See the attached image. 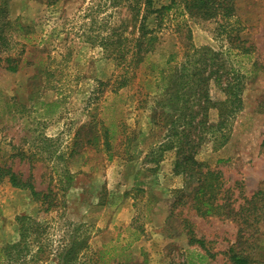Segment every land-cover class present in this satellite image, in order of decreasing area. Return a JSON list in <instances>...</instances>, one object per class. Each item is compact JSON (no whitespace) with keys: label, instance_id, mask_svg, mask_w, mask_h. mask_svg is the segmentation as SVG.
Returning a JSON list of instances; mask_svg holds the SVG:
<instances>
[{"label":"rangeland","instance_id":"1","mask_svg":"<svg viewBox=\"0 0 264 264\" xmlns=\"http://www.w3.org/2000/svg\"><path fill=\"white\" fill-rule=\"evenodd\" d=\"M7 1L9 17L24 25H34L42 16L39 23L48 40L42 45L47 55L29 46L22 49L24 38L9 29L14 47L0 58L21 54L36 61L44 56L45 64L25 63L12 72L0 61V165L23 177L32 175L38 190L54 189L62 202L42 213L29 190L0 179V245L19 239L22 217L40 214L41 221L51 224L46 240L52 254L69 233L68 225L83 223L91 251L106 246V264H232L225 252L238 243L240 225L234 215H202L195 209L193 179L175 172L176 150L158 149L167 142L168 131L159 117L158 124L153 121L154 112L161 110L155 100L165 86L172 53L173 64H181L184 44L219 51L221 72L228 70L231 78L235 70L242 76V107L225 129L224 144L220 137L207 140L196 158L222 173L223 197L233 201L234 211L255 191L264 190V0H236L229 22L219 16L185 17L176 9L159 23L155 14L148 15L146 22L159 36L150 60L136 69L121 95L105 91L98 102L89 100L97 81L122 70L119 57L104 47L101 36L111 23L126 20L132 37L135 15L110 0H58L51 6L40 0ZM169 2L154 0V6ZM211 96L225 98L214 79ZM101 110L108 121L119 124L111 151L102 138L86 141ZM219 113V108L210 109L212 124L219 121ZM255 224L248 227L245 234L251 236L244 246L254 248V264H263L264 221ZM132 231L141 235L129 245ZM191 236L203 244H191ZM27 256L29 261L32 255ZM39 264L57 260L52 255Z\"/></svg>","mask_w":264,"mask_h":264},{"label":"trees","instance_id":"2","mask_svg":"<svg viewBox=\"0 0 264 264\" xmlns=\"http://www.w3.org/2000/svg\"><path fill=\"white\" fill-rule=\"evenodd\" d=\"M57 1L40 0L47 6L56 4ZM235 1L170 0L169 3L156 8L154 0H110L113 6L119 3L126 6L135 15L132 17L137 18L138 22L132 37L127 35L129 28L126 20L122 24L111 23L107 33L101 36L104 47L119 57L122 70L107 81L98 80L90 96V102L92 100V102H98L101 95L109 90L110 96L121 95L119 90L134 79L136 69L150 60L159 36L156 28L146 22L148 15L155 14L159 23L166 19L171 10L176 9L183 16L187 14L203 19L219 16L229 22L236 14ZM7 3V0H0V53L13 49V33L11 34L9 31L12 29L19 31V37L24 38L25 42L21 43L22 49L29 46V50L33 48V51H40L47 55L45 53L47 47L42 45L46 43L48 36L39 23L42 16L37 18L34 25H24L17 19L9 17ZM94 21L96 19H93ZM36 29L39 30L36 32ZM38 34L40 36H37ZM237 40L242 42L240 38ZM242 49L244 52H248L246 48ZM182 52L184 60L181 64H173L176 53L169 56L170 66L164 76L165 86L155 100L156 107L161 110L154 112L153 121L158 124L156 118L159 117L161 125L168 131L167 142L162 143L158 149L161 152L166 149L176 150L175 172L186 174L190 179H193L195 186L190 196L193 206L200 214L209 215L216 212V214L227 216L234 215L240 225L239 239L237 244H233L226 250L228 260L232 264H254L258 258L253 254V247L244 246L251 236H246L245 233L248 232V227L253 226L254 228L255 223L264 221V190L255 191L250 198L246 199L240 209L234 211L233 201L223 197L226 190L223 189L222 173L196 158L198 148L207 140L220 141L218 139L220 137L221 144L227 140L225 129L230 126L231 117L233 118L242 107L241 94L244 81L241 74L235 70H232L231 78L228 76L230 74L228 70L225 69L226 73L221 72L220 68H224V66L219 62L220 52L211 47L184 44ZM43 58L44 56H41L39 60L32 61L21 54H10L1 57L0 61L5 63L7 70L15 72L20 65L23 66L25 63L44 67ZM212 79L222 88L225 93L224 99L216 101L212 98ZM215 107L220 109V119L217 123L212 124L209 120V111ZM118 125L117 121H108L104 111L101 110L99 116L93 120V136L87 138L86 141L96 143L102 138L104 147L111 151L113 143L118 140ZM261 147L264 150V139ZM32 177V175L23 177L12 167L0 165V179L7 178L13 186L29 190L34 200L39 202L40 212L49 213L58 208L62 200L59 199L54 189L38 190ZM39 218L40 214L22 217L19 239L11 244L0 245V264L10 259L17 263L24 260L23 264H26L28 260L26 261L24 258L28 257V253L32 255L31 259L29 258V264L31 262L39 264L45 260L47 262L52 255L56 257L57 264H106L104 258L106 246L91 251L90 234L85 233L83 223L69 224L67 227L69 233L65 236L64 242L52 254L54 248L50 241L46 240L51 224L46 220L41 221ZM243 224L246 226L243 227ZM140 232H130L129 245L140 238ZM190 243L203 244V241L191 236ZM34 247L36 250H33ZM122 247L124 250L127 249L125 246Z\"/></svg>","mask_w":264,"mask_h":264}]
</instances>
